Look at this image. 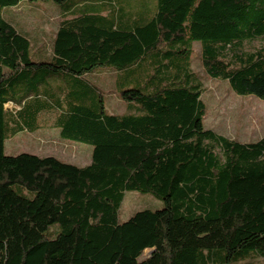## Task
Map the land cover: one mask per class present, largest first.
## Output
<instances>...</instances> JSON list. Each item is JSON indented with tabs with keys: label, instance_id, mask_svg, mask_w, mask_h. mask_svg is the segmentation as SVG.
I'll use <instances>...</instances> for the list:
<instances>
[{
	"label": "trees",
	"instance_id": "1",
	"mask_svg": "<svg viewBox=\"0 0 264 264\" xmlns=\"http://www.w3.org/2000/svg\"><path fill=\"white\" fill-rule=\"evenodd\" d=\"M26 1L47 0H0V264L264 259V138L207 129L193 69L201 43L209 78L264 101V0H52L65 19L50 53L5 17ZM103 71L116 73L117 97L130 103L123 116L106 112L88 79ZM55 112L62 139L92 148L89 166L6 154L7 140ZM129 192L164 207L122 222Z\"/></svg>",
	"mask_w": 264,
	"mask_h": 264
},
{
	"label": "rangeland",
	"instance_id": "2",
	"mask_svg": "<svg viewBox=\"0 0 264 264\" xmlns=\"http://www.w3.org/2000/svg\"><path fill=\"white\" fill-rule=\"evenodd\" d=\"M60 10H62L61 6L52 0L26 1L22 5L8 9L5 17L19 32L33 41L34 51L43 48L47 53H50L52 42L62 21ZM262 43L261 40H256L248 44L247 48H259ZM196 44L193 69L201 77L206 90L203 96L208 108V115L204 121L205 127L220 136L241 143H254L264 138V101L255 96H239L232 90L228 82L209 78L203 67L201 43ZM88 79L101 87L105 93L107 113L119 116L128 113L130 103L117 97L116 73L114 71L97 73L96 77L90 76ZM45 120L48 121V119ZM55 134L58 136V140L52 144L42 140L38 135L30 136V140L27 136L11 138L6 141V154L16 156L21 153H30L39 157H56L79 167L91 164L92 148L90 146L72 141H62L59 132L55 130ZM58 143L59 145H57ZM55 146H59V149ZM60 146L65 147L66 150H60ZM87 153V161L81 163V156ZM163 207L164 202L151 194L129 192L126 194L119 218L124 222L140 210L157 211ZM60 231V225L53 224L50 226L47 236L54 239ZM246 263L264 264V259Z\"/></svg>",
	"mask_w": 264,
	"mask_h": 264
},
{
	"label": "crops",
	"instance_id": "3",
	"mask_svg": "<svg viewBox=\"0 0 264 264\" xmlns=\"http://www.w3.org/2000/svg\"><path fill=\"white\" fill-rule=\"evenodd\" d=\"M60 13H61L62 21H63L65 19V16L63 15V13H62L61 10H60ZM62 21H61V23H62ZM61 23H60V25H61ZM6 107L9 110H20V107L15 106L13 103H9ZM56 115H57L56 112L53 113L52 115H48L47 116L48 118H46V119H48V121L46 122V124H43L42 123L41 126H40L41 128L39 130H37L36 132L31 133V132H28V131H24V132L20 133L19 135H17L16 137H18V136H27L28 137V140H30L29 139V138H31L30 136L33 137V136L38 135V136H40V138L42 140H44L46 142H50L52 144L54 141H57L58 140V136L55 134V130H56V131L59 132L60 139L62 141H67V140L62 139L60 130L54 125L55 120L53 118H54V116L56 117ZM49 122H50V124L48 125ZM57 145H59V143ZM55 147L57 149H59V146H55ZM60 147H61L60 150H63V151L66 150L65 147H62V146H60ZM87 158H88V153L85 154V155H82L81 156V163H85L87 161ZM81 165H83V164H81Z\"/></svg>",
	"mask_w": 264,
	"mask_h": 264
},
{
	"label": "water",
	"instance_id": "4",
	"mask_svg": "<svg viewBox=\"0 0 264 264\" xmlns=\"http://www.w3.org/2000/svg\"><path fill=\"white\" fill-rule=\"evenodd\" d=\"M152 252H153L152 250H148L147 253H146V256L150 257L152 255Z\"/></svg>",
	"mask_w": 264,
	"mask_h": 264
}]
</instances>
